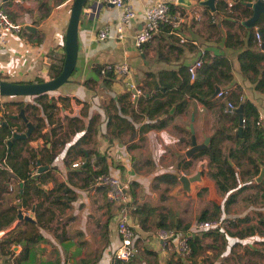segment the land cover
<instances>
[{
	"label": "crops",
	"instance_id": "crops-1",
	"mask_svg": "<svg viewBox=\"0 0 264 264\" xmlns=\"http://www.w3.org/2000/svg\"><path fill=\"white\" fill-rule=\"evenodd\" d=\"M72 1L0 0V7L23 27L20 32H8L5 35V44L0 47V78L32 82L48 69L50 51H63L64 33ZM156 1L158 0H128L136 15L123 23L120 21L121 7L86 0L79 16L78 51L74 70L68 81L47 95L49 101L52 97L56 99L61 125L53 122L32 96L0 95V104L4 101L24 100L37 105L42 136H37L33 131L28 147L37 152L41 164H48L49 167L39 173L35 182L37 184L39 181L42 186H37L43 189H52L57 181L64 183L61 190L53 191L49 196L55 213L45 215L46 228L40 227L43 239L34 243L23 254L20 244L12 245V254L4 255L0 252V264L113 263V252L120 241L116 229L117 207L108 202L103 188L94 190L91 189L92 182L85 183L81 165L71 167L66 163L69 146L82 139L81 145L93 151V158L100 157L95 170L106 169L103 171L120 176L127 183L128 197L138 203V208L130 212L129 219L135 228L133 255L123 264H170L171 260L176 259L178 254L171 248L162 246L157 237V221L161 217H164L165 223L173 221L176 225H186L184 229L189 233L193 222L200 218L204 206L211 211L213 204L221 205L223 212L220 216L235 215L234 207L224 210L225 198L214 181L206 175L201 174L200 180L191 182L189 191L182 189L180 181L171 184L158 178L166 172L193 175L198 167L202 170L205 159H199L188 170L179 169V159L190 144L179 142L182 134L176 132L171 123L162 128H143L153 118L138 106H127L121 95L128 89L139 91L138 85L148 87L146 83L151 84L149 90L154 92L153 80L157 81L160 70L177 68L181 64L189 65L204 51L210 55L227 56L232 70V81L228 85H238L243 97L257 105L262 118L264 92L256 90L254 83L240 72L238 54L244 46L238 48L226 45V39L230 38L227 36L228 31H234L237 22L231 24L233 20L226 16L225 11L216 10V2L212 9L202 3L203 0H190L185 4L177 0H165L171 6L168 20L160 24L149 41L136 47L133 42L134 32L143 25L146 8ZM103 27H108V35L100 38L99 31ZM121 61L128 64L129 72L126 75L115 74L108 86L93 69L97 64ZM128 100L130 98L126 99L127 102ZM145 102L141 98L140 106L143 107ZM191 103L197 106L198 113H194L193 125L197 140L202 141L204 134H212L209 130L211 123L207 125L199 120L200 112L205 109L204 105L197 100H191ZM8 111L15 113L17 110L10 105ZM191 113L177 114L176 119L190 121ZM69 116H77L79 126L62 143L56 137L60 131L64 133ZM123 119L126 124L120 125ZM188 123L186 122L185 127ZM88 129L89 133L85 134ZM20 145L21 143L17 144V147ZM50 153H55L52 159L48 158ZM73 158L80 161L81 155L74 153ZM34 166L33 163L32 167L29 164L30 169ZM35 171L34 168L31 172ZM0 184L4 187V190L0 189V211L6 210L7 214H11L8 207L16 204V209H21L23 213L33 212L35 219L33 206L26 208L17 196L18 192L23 191L24 181L17 180L12 175L7 179L0 177ZM29 192H32L31 189ZM36 196L33 193V197ZM260 208L264 212V207ZM260 208L241 206L237 215L254 216ZM17 211L14 220L0 229L1 237L13 227L27 230L32 226L25 222L28 219H19ZM107 216L110 217L108 220ZM238 222L246 226L241 227L238 234L233 228L226 226L221 239L216 240L217 246H206L203 254L197 253L191 259L181 257L182 263L242 264L240 261L244 262L243 259L248 256L243 251L244 246L248 244L251 249L259 250L250 243H264V237L260 236L264 233L257 227V217ZM54 227L58 228L60 239L54 237L55 233L51 230ZM176 231L178 235H182L186 230ZM15 259L18 261L14 262ZM259 260L263 262V259Z\"/></svg>",
	"mask_w": 264,
	"mask_h": 264
},
{
	"label": "trees",
	"instance_id": "trees-1",
	"mask_svg": "<svg viewBox=\"0 0 264 264\" xmlns=\"http://www.w3.org/2000/svg\"><path fill=\"white\" fill-rule=\"evenodd\" d=\"M248 1L255 0H234L231 6H228L225 0H217L216 10L222 9L225 11L226 16L233 20L230 22L231 24L237 22L235 30L228 31L227 36L230 38L226 39V45L238 48L244 46L238 54L240 72L243 77L254 83L256 90L264 92V11L260 13L251 27H246L242 20L249 17L252 13V8L246 4ZM169 13H171V6ZM256 32L259 33V38L256 37ZM261 44L263 45L261 46ZM49 56L48 69L41 73L36 78V81L50 79L61 70L64 48L61 53L56 52L54 49L51 50ZM199 56L202 59V64L197 68L193 80H190L188 65L181 64L177 68L162 69L158 72L157 81L153 80L155 85L153 88L154 92L149 90L151 84L146 83L148 87L138 85L137 88L140 92L136 97H132L130 89L123 93L121 97L124 98L127 106H129L128 104L138 106L141 111L153 118V121L145 123L143 128H162L171 123L173 129L182 134L179 137V142H184L183 144H191L190 130L185 127L189 119L186 122L178 121L176 115L182 113L189 115L192 110L195 114L198 113L197 106L191 103V100L201 102L205 109L200 112V118L207 125L211 123L210 133L213 132L214 135L210 138L208 148L201 149L189 157L183 154L179 159V169L188 170L199 159L204 158L205 162L203 163L201 174L213 180L216 188L225 198L224 210H227L237 200V196L245 190V195L242 197L246 201L244 206L264 207V173L260 181L255 180L261 168L264 167V126L257 123L260 117L258 107L253 101L243 97L238 85L233 87L228 85L232 81V70L226 55H210L204 51ZM102 66L97 64L93 69L108 86L116 73L113 70H108L105 74H102ZM89 80L86 81L89 82ZM215 84L220 85L222 94L211 97ZM51 91L53 90L38 93L32 95V97L40 103L47 116L51 117L53 122H58L61 125L56 109V99L52 97L51 101H49L47 97ZM125 98H130L129 102ZM141 98L146 101L143 107L140 106ZM228 100L236 107L240 104L242 105L243 121L241 134L237 133L239 126L238 113L236 111L227 113L223 110L225 102ZM174 104L175 109L170 113V109ZM10 105L15 106L17 111L20 108H24L26 116L35 125L34 134L42 136L40 129L41 117L37 113L36 104L24 100L4 101L0 104V177L7 179L9 176L15 175L17 180L24 181L23 191L21 193L18 192L17 196L26 208L33 206L35 214V221H25L31 223L32 226L30 228L21 230L13 227L0 238V252L4 255L14 252L12 249L14 244L22 246L21 253L23 254L34 243L43 239L40 227L46 228L44 223L45 215L48 213L50 216L49 212L55 213V208L51 205L52 198H49V196L53 191L61 190L64 186L62 181H57L52 189H43L38 187L36 180L31 178L29 164L37 160L38 154L33 149L25 146V144H28V140L32 138V135L27 140L18 139L13 141L10 150H8L6 139L10 137L11 130L16 128V130L23 131L26 127L25 121L20 117L12 118L10 116L12 113L8 111V106ZM207 110L210 112L207 113ZM77 118V116H69L67 118L64 133L62 134V131H60L58 133L59 136L56 137L59 142L63 143L68 136L78 129ZM125 124L126 122L123 119L120 125ZM89 131L88 129L85 134L89 133ZM53 132L55 133V130ZM82 140L75 141L69 146L66 163L72 167V163L76 161L73 158L74 153L80 154L79 166L81 165L80 169L83 173V179L88 184L93 181L94 176L98 172H104L106 169L95 170V166L100 163V157L96 156L93 158V151L81 145ZM20 143L21 145L17 147V144ZM54 156L55 153H50L48 158L52 159ZM84 160H86L85 164H83ZM10 172L13 173L10 174ZM178 176L176 173L166 172L158 178L166 180L167 183L175 184L179 181ZM0 189L4 190L1 184ZM30 189L32 192H29ZM33 193L37 194V196L33 197ZM45 200H48V203H45ZM16 208V204L8 207V210L12 211L11 214H7L6 210L0 211V229L5 228L14 220L16 210H18ZM261 209H257L254 216L253 214L243 215L239 220H249L252 217H257L258 222L264 226V212ZM221 212H223L221 205L213 204L211 211L209 207L205 206L202 208L200 218L220 216ZM109 218L107 216L106 219L108 220ZM157 225L177 230L181 223L177 225L172 221L165 223L164 217H161L157 221ZM51 230L55 233L54 237L60 239L57 232L58 228L54 227ZM184 230H186L184 233L188 237L191 248V256L199 253L206 246H217L216 240L223 235L224 231V229L219 227L192 230L189 233H187V229ZM103 236L105 237L104 231ZM207 238L210 240L206 241ZM17 261L16 259L14 260V262ZM112 264L120 263L114 261ZM170 264H183L181 256L177 255L176 259L170 261Z\"/></svg>",
	"mask_w": 264,
	"mask_h": 264
},
{
	"label": "built area",
	"instance_id": "built-area-1",
	"mask_svg": "<svg viewBox=\"0 0 264 264\" xmlns=\"http://www.w3.org/2000/svg\"><path fill=\"white\" fill-rule=\"evenodd\" d=\"M101 3H111L122 8L120 15L121 22H127L132 19L136 12L128 0H97ZM228 6L234 3V0H225ZM170 4L165 0H158L152 3L144 11V23L140 29L136 30L133 35V42L136 47H141L142 44L149 41L159 29L162 22L169 18ZM23 29L22 24L14 22L8 12L0 7V47L5 44V35L8 32H20ZM119 32L121 29L119 28ZM108 35V27H103L99 31L100 38ZM119 36H122L119 33ZM256 37L259 38V33L256 32ZM202 64V59L197 57L188 65L190 80H193L196 75V70ZM113 70L118 75H126L129 72V66L125 61L115 63H105L101 68V73ZM140 91L133 89L132 97H136ZM222 94L221 89L217 93ZM224 111L233 113L236 111V106L230 101L225 102ZM257 123L263 124L264 118L261 116ZM12 131H16L15 129ZM19 131V130H18ZM73 167L79 166L78 161L72 163ZM127 183L120 176L110 172H98L91 183V189L103 188L105 190L106 199L108 202L116 205V229L120 237L119 244L114 249V259L120 262H127L133 255V240L135 237L134 225L129 222L130 212L138 208L136 200L128 197L126 186ZM228 221L224 217H209L198 218L193 222L192 230H206L210 228H225ZM0 230V237H1ZM178 231L174 228L164 226L156 227V234L162 246L171 248L181 257H186L190 254L191 248L188 242V237L185 234L178 235Z\"/></svg>",
	"mask_w": 264,
	"mask_h": 264
},
{
	"label": "water",
	"instance_id": "water-1",
	"mask_svg": "<svg viewBox=\"0 0 264 264\" xmlns=\"http://www.w3.org/2000/svg\"><path fill=\"white\" fill-rule=\"evenodd\" d=\"M180 3H189L190 0H177ZM86 2V0H73L71 9H70V15L69 20L66 25L65 33H64V59L62 62V67L59 73L47 80L43 81H32V82H18V81H12L0 78V95L1 96H32L36 95L38 93H42L45 91H50L57 89L60 87L63 83L68 81L69 76L71 75L75 64H76V58H77V51H78V22H79V16L81 12V8L83 4ZM216 0H203L202 3H205L209 5L212 9L215 7ZM111 4V3H108ZM248 6L252 8V13L249 17L242 20V23L246 27H251L253 23L257 20L260 13L264 11V0H255V1H248L246 2ZM263 44H261L262 46ZM220 86L218 84H215L214 91L211 94L212 97L216 96L218 91L220 90ZM175 108V104L172 105L170 109V113L173 112ZM236 112L238 113L239 118V126L237 128V133L241 134L242 131V105H238L236 107ZM10 116L12 118L20 117L23 121H25L27 125V129L25 131H12L11 135L8 139H6L7 144L9 146L11 143L18 139H23L27 135H29L35 125L34 123L28 119L26 116L24 108H20L18 112L11 113ZM194 120V112L190 115V121L186 125V128L190 130V137H191V144L190 146L185 150V155L187 157L191 156L193 153L209 147L210 138L214 135V133L207 135L204 134V138L202 141H198L195 134V129L193 125ZM4 124H6L5 121H3ZM14 130V129H13ZM86 163V160H84L83 164ZM36 171L31 175V178L34 180H38L39 173L46 170L49 165L48 164H41V161L39 159V156L37 155L36 160ZM32 167V163H30ZM32 171L34 168H31ZM264 173V167L261 168V171L259 172L258 176L256 177L257 181H260L263 177ZM201 177V167H198L195 174L187 176L183 173H181L178 177L179 181L181 182L182 189L189 191L191 188V182L200 180ZM22 185V182L20 183ZM38 186H42V184L38 181ZM17 217L25 218L30 221H35L33 218V212L29 213H23L21 209H18L17 211Z\"/></svg>",
	"mask_w": 264,
	"mask_h": 264
},
{
	"label": "rangeland",
	"instance_id": "rangeland-1",
	"mask_svg": "<svg viewBox=\"0 0 264 264\" xmlns=\"http://www.w3.org/2000/svg\"><path fill=\"white\" fill-rule=\"evenodd\" d=\"M199 120L203 123V121L201 120V118H199ZM209 130L211 131V128ZM248 189L250 190V188H248ZM245 191L241 192L237 196V200L234 203H232L230 205V207H229V209H231L232 207L235 208L234 209L235 215H233V216H223L228 221L227 227L229 226V228H233L236 231V234L239 233V231H240L239 229L241 227H246L245 225H241V223L238 222V221H240L239 218H241L243 216H238L237 215L239 213L237 211L239 209V207L244 206L246 204V201L244 200V198L242 199V197H244L243 195H245ZM214 217H222V216H214ZM190 218L192 219L193 218V215H191ZM230 219H231V222H230ZM184 226H186V225H179V227H177V228H179L180 230H184V228H182ZM257 227H259V229L264 233V226L261 223H259L257 225ZM260 236L264 237V235H260ZM255 238L256 237H251V239H255ZM207 239L209 240V238H207ZM219 239H221L220 236H219ZM250 245H255L256 249H259V250H253V249L250 248L251 246H248V244L245 245L243 251H245L248 256L243 259L244 262H241L240 261V263H242V264H264V243H262L261 245H257L256 242H253V243H250ZM203 252H205V248L204 249H201V251L199 253L203 254ZM190 254L188 256H186L185 258L186 259H191L193 257V255L191 256ZM233 256L235 258V255H233ZM251 256H256V257L255 258L254 257L251 258ZM259 259H263V262H260Z\"/></svg>",
	"mask_w": 264,
	"mask_h": 264
},
{
	"label": "flooded vegetation",
	"instance_id": "flooded-vegetation-1",
	"mask_svg": "<svg viewBox=\"0 0 264 264\" xmlns=\"http://www.w3.org/2000/svg\"><path fill=\"white\" fill-rule=\"evenodd\" d=\"M19 111V110H18ZM18 111H16V112H18ZM15 130H16V128H14ZM27 129V125H26V127L24 128V130L23 131H25ZM34 129H35V127H34ZM34 129H33V131H34ZM16 131H18V130H16ZM32 131V132H33ZM32 132L29 134V135H27L25 138H23V139H29V137L31 136V134H32ZM29 141V140H28ZM11 145H12V143H11ZM11 145L9 146V144H7V147H8V150H10V147H11ZM24 146V145H23ZM25 146H28V144H25ZM31 163H33V166L35 165V163H36V161H32ZM33 168H35V170H36V168H37V166L35 165ZM32 171V169H30V175H32L33 174V172H31ZM113 260L114 261H117V262H119L120 264H123L124 262H120V261H118V260H115L114 258H113ZM113 261V262H114Z\"/></svg>",
	"mask_w": 264,
	"mask_h": 264
}]
</instances>
